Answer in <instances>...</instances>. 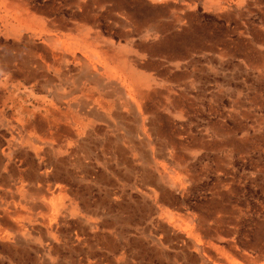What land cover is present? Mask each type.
I'll use <instances>...</instances> for the list:
<instances>
[{
  "label": "rangeland",
  "instance_id": "1",
  "mask_svg": "<svg viewBox=\"0 0 264 264\" xmlns=\"http://www.w3.org/2000/svg\"><path fill=\"white\" fill-rule=\"evenodd\" d=\"M0 264H264V0H0Z\"/></svg>",
  "mask_w": 264,
  "mask_h": 264
},
{
  "label": "crops",
  "instance_id": "2",
  "mask_svg": "<svg viewBox=\"0 0 264 264\" xmlns=\"http://www.w3.org/2000/svg\"><path fill=\"white\" fill-rule=\"evenodd\" d=\"M24 62H25L26 64H28V63H29V61H28V60H24Z\"/></svg>",
  "mask_w": 264,
  "mask_h": 264
}]
</instances>
